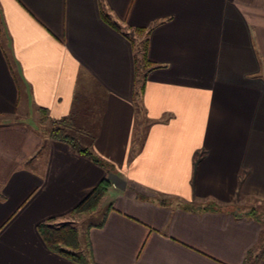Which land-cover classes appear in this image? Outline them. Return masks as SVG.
Wrapping results in <instances>:
<instances>
[{"label":"crops","instance_id":"crops-1","mask_svg":"<svg viewBox=\"0 0 264 264\" xmlns=\"http://www.w3.org/2000/svg\"><path fill=\"white\" fill-rule=\"evenodd\" d=\"M80 95L98 98L79 143L126 181L85 224L69 212L107 171L39 122ZM260 203L264 0H0V264H76L37 230L60 221L96 264H264V222L227 208Z\"/></svg>","mask_w":264,"mask_h":264},{"label":"trees","instance_id":"trees-1","mask_svg":"<svg viewBox=\"0 0 264 264\" xmlns=\"http://www.w3.org/2000/svg\"><path fill=\"white\" fill-rule=\"evenodd\" d=\"M100 12L102 18L106 22H108L114 28L117 29L119 28V25L110 17L108 13L105 12V10L102 7V4H100ZM136 30L138 32L143 31V29H136ZM146 48H147V39L145 41L144 48H142L143 49L142 53L141 52L139 53L138 47L136 46L134 47L135 83H136L135 92H134L135 96L139 95V91L143 87L142 85L138 86V83L140 82L143 83L144 72L142 70L147 68V66H150V62L146 58ZM39 116H40L39 122L41 124H45L48 121L45 109L43 108L39 109ZM72 124L73 123L70 116L52 120L51 121L52 127L49 133V137L51 139L67 143L78 153H81L89 157L95 163L104 167L107 173L110 171H114L111 165H109L108 163L97 157L88 148L82 146L70 133H68V130L66 129L70 128ZM109 185H110V181L107 179L106 176H104L83 197V199H81V201L78 202L73 209H71L69 214L72 216L77 214L79 215L85 212H90L93 209H95ZM202 205L203 208H208V209L221 208V206H218L213 202H209L206 205L205 204ZM245 214L264 222V213L259 212L253 207L247 208L245 210ZM37 230L42 240L50 250L73 260L76 264H96L95 262H93L90 254H87V256H85L84 254L76 251L79 245V237H78L77 229L74 225L70 223L41 222L37 225ZM263 245H264V237L262 239V243L260 247H262ZM86 246H89V243H86ZM250 259L252 258H248L246 264H253L252 261H250Z\"/></svg>","mask_w":264,"mask_h":264},{"label":"rangeland","instance_id":"rangeland-1","mask_svg":"<svg viewBox=\"0 0 264 264\" xmlns=\"http://www.w3.org/2000/svg\"><path fill=\"white\" fill-rule=\"evenodd\" d=\"M136 33L137 34H134L135 37H136V41H135L136 42V47H138L139 53L140 52L142 53L143 52L142 48H144V44H145V41H146V33L143 32V31L142 32H136ZM96 98H98V97H95V96L82 97L81 95L79 97H77V104L78 105H77L76 118L74 119V117L70 116L73 124H72V126L70 128L66 129V130H68V133H70L77 141H78V139H77L78 137L77 136L82 133L81 130L86 129L87 124H89V126H90V122L91 121H89V119H87V116H86L87 114L86 113H91V111H94L96 109L95 107H96L97 102L93 104V101ZM89 100L91 101L90 103H86L85 102V101H89ZM137 101H139L138 97H137ZM91 108H94V109H91ZM94 113H96V112H94ZM89 116H90V114H89ZM139 116H140V119H141V115H138L137 117H139ZM90 117H92V122L94 124V121L96 119V114H95V116H93L92 113H91ZM138 120H139V118H138ZM51 127H52L51 126V122H50V124H49V122L48 123L46 122L45 126H44L45 132L49 134L50 130H51ZM80 127L83 128V129H81ZM137 130H139L138 127H137ZM88 132H90V130H88ZM81 135H85L83 137V139L86 138V136H87L86 132L82 133ZM111 184L112 183L110 182V185ZM100 201H101V199H100ZM100 201H99V203H100ZM209 202H211V201H207V202H204V203H201V204H205L206 205ZM99 203H98V205H99ZM98 205H97V207H98ZM227 208L229 210H232V211H239L240 212V211H244L245 209L249 208V206L227 207ZM253 208L258 210L259 212L264 213V204L263 203H260L256 207H253ZM95 209H93V210H95ZM88 213L89 212H85V213H82V214H79V215L77 214V215H73V216L70 215V216H71L72 219H75V220L77 219L78 222H80L82 224H85L86 222H88L92 218L95 219V217L87 216ZM56 223H70V222L60 221V222H56ZM76 229H77V227H76ZM77 232H78V230H77ZM78 237H79V234H78ZM76 251L84 254L85 256H87V254H88V252H87L88 250H87L86 246L84 245L83 242L80 241V239H79V245H78ZM255 251H259V249H256ZM257 258H258L257 254L254 257H252V263L253 264H257Z\"/></svg>","mask_w":264,"mask_h":264},{"label":"water","instance_id":"water-1","mask_svg":"<svg viewBox=\"0 0 264 264\" xmlns=\"http://www.w3.org/2000/svg\"><path fill=\"white\" fill-rule=\"evenodd\" d=\"M107 179L118 189H124L126 181L119 176L115 171H110L106 175Z\"/></svg>","mask_w":264,"mask_h":264}]
</instances>
